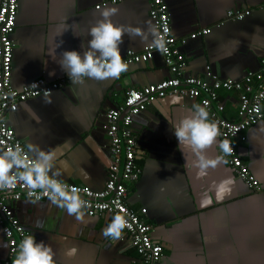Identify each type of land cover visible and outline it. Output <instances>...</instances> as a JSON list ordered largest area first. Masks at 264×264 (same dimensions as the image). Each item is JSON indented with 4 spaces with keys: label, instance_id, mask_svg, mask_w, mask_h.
I'll return each mask as SVG.
<instances>
[{
    "label": "crops",
    "instance_id": "1",
    "mask_svg": "<svg viewBox=\"0 0 264 264\" xmlns=\"http://www.w3.org/2000/svg\"><path fill=\"white\" fill-rule=\"evenodd\" d=\"M103 0H18L19 11L12 33L14 40L12 85L21 88L38 77L61 80L62 86L47 96L18 103L6 118L24 146L57 151L59 179L99 190L105 185L111 160L106 134L105 112L121 103L126 89L140 88L171 75L159 52L148 62L129 64L118 78L97 81L85 78L73 83L58 60L64 51L83 53L89 29L101 19L97 3ZM169 7L173 34L188 36L212 27L209 34L189 39L182 47L187 59L186 74L207 78V66L222 78L239 79L248 70L258 69L264 56V0H165ZM112 17L117 25L146 27L150 0H120ZM229 9H248L242 20H227ZM225 20L222 26L215 23ZM153 23V22H152ZM64 24L69 29L58 36ZM75 33V34H74ZM61 41L63 43H61ZM60 47L57 48V45ZM139 37L124 36L121 53L142 49ZM56 49V60L50 53ZM55 72V75L50 73ZM227 115L234 118L235 93L220 91ZM51 99V103H47ZM197 100L168 95L155 100L134 117L138 136L137 161L140 178L130 185L128 202L147 208L145 220L153 224L152 236L163 247L161 264H264V192L250 190L226 162L197 179L189 170L172 126L189 114ZM216 143L208 155H220ZM1 149V148H0ZM238 153L255 176L264 183V117L247 130V140ZM34 155L30 153V156ZM225 161V159H224ZM232 177V193L202 206L201 199L211 185ZM22 198L15 214L37 242L55 252L56 264H139L127 236L114 241L102 233L111 222L109 214L89 215L77 221L49 200L36 204ZM40 222L39 225L37 222ZM77 248L68 257L69 248ZM8 256V244L0 230V263Z\"/></svg>",
    "mask_w": 264,
    "mask_h": 264
},
{
    "label": "built area",
    "instance_id": "2",
    "mask_svg": "<svg viewBox=\"0 0 264 264\" xmlns=\"http://www.w3.org/2000/svg\"><path fill=\"white\" fill-rule=\"evenodd\" d=\"M118 1L120 0H103L97 3L95 8L99 9ZM18 11V0H0V148L7 150L9 146L15 147L19 144L27 151L22 139L8 124L7 112L16 111L19 102L52 94L63 83L61 80L48 81L44 77H38L21 88L12 85L14 40L11 35ZM249 12L248 9H229L225 19L239 21ZM149 15L162 35L164 26L168 27L165 38L170 43L167 44V52L162 55L171 75L140 88L126 89L123 101L106 110L105 129L109 138L111 160L104 187L95 190L78 183L64 182L81 190L82 197L91 204V208L86 211L89 215L109 214L112 218L119 212L126 216L130 226L123 230V235L129 238L138 255L139 264H161L163 247L152 236L153 224L145 220L147 208H135L128 202L130 185L136 182L142 173V167L137 161L139 147L138 136L133 129L134 117L145 111L155 100L168 95L197 100L199 105L206 107L209 119L217 124L220 141L228 140L233 148V152L224 156V159L234 175L250 190L264 192V183L255 176L238 153V145L247 140V130L264 117V56L260 59L258 69L248 70L239 79L222 78L213 73L210 66H207V78L186 74L187 59L182 47L189 39L209 34L212 27H202L188 36L176 37L172 31L169 7L165 0H150ZM224 21H218L215 26H222ZM156 52L160 53L146 44L140 50L127 49L121 54L129 65L148 62ZM46 90L50 91L47 95ZM220 91L237 95L234 118L227 115L226 104L221 99ZM219 153L224 155L220 149ZM27 191L20 184L11 190H0V230L8 244V256L0 264H12L20 242L30 235L16 216L14 207L22 198H28ZM38 194L40 200H49L39 190Z\"/></svg>",
    "mask_w": 264,
    "mask_h": 264
},
{
    "label": "clouds",
    "instance_id": "3",
    "mask_svg": "<svg viewBox=\"0 0 264 264\" xmlns=\"http://www.w3.org/2000/svg\"><path fill=\"white\" fill-rule=\"evenodd\" d=\"M99 11L101 19L89 29L88 36H91V39L87 42V47L81 45L84 48L83 53L77 50L64 51L58 60L61 69L73 83L82 84L85 78L97 81L118 78L126 72L128 63L121 54L125 35L133 39L139 37L141 42L159 50L161 54L167 52V44L170 43L165 38L168 33L167 25L164 26L162 35L159 27L151 21L147 22L144 28L115 24L112 17L119 11L116 7L105 6ZM68 29L67 24L62 25L58 36ZM50 55L56 60V49ZM50 75H55V72ZM48 92L50 91L46 90V95ZM46 102L52 101L47 99ZM172 128L179 142V150L187 161L186 165L189 170L195 171L197 179L207 178L210 170L218 167L221 162H226L224 156L233 152L230 142L223 140L219 142L218 147L224 155L215 158L208 155V150L216 143L219 133L217 124L209 119L206 107L199 104L193 105L189 114L183 116ZM29 153L34 155L30 156ZM56 158L55 149L42 150L32 144L27 146V151L19 144L15 147L9 146L7 150L0 149V190H11L20 184L28 190V202L32 204L40 200L39 190L53 205L66 210L77 221L84 222L86 211L91 208V204L82 197L79 188L59 179L62 173L56 170ZM235 183L232 177L214 182L209 191L203 194L202 206L212 203L209 192L215 193L217 201L231 195ZM37 223L39 225L40 222ZM129 226L126 216L118 212L104 228L102 235L119 241L123 239V230ZM77 251L75 247L69 248L66 255L75 257ZM54 257L55 252L50 245L43 241L37 242L35 236L28 235L20 242L12 264H56Z\"/></svg>",
    "mask_w": 264,
    "mask_h": 264
}]
</instances>
